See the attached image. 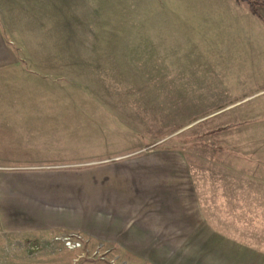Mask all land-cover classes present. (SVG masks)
Instances as JSON below:
<instances>
[{"label": "crops", "instance_id": "1", "mask_svg": "<svg viewBox=\"0 0 264 264\" xmlns=\"http://www.w3.org/2000/svg\"><path fill=\"white\" fill-rule=\"evenodd\" d=\"M148 7L145 0L100 9L98 0H0V151L14 156L0 157L1 233H76L82 246L136 264H167L186 246H215L221 232L202 209L191 165L179 148L146 140L132 101L24 102L15 94L21 60L41 56L9 44L111 43V58L146 56ZM189 12L192 27L214 31L264 25V0H190ZM242 41L224 34L221 43Z\"/></svg>", "mask_w": 264, "mask_h": 264}, {"label": "rangeland", "instance_id": "2", "mask_svg": "<svg viewBox=\"0 0 264 264\" xmlns=\"http://www.w3.org/2000/svg\"><path fill=\"white\" fill-rule=\"evenodd\" d=\"M145 2L152 35L146 56L111 58V43L9 44L41 56L21 60L16 97L132 101L146 140L182 151L202 209L221 232L215 246H186L166 263L264 264V39H257L264 25L192 27L190 0ZM112 5L126 6L128 0H98L99 9ZM224 34L243 41L221 43ZM0 157L14 156L1 150ZM58 235L63 234L27 238L0 232V264L135 263L98 246L67 249L53 240Z\"/></svg>", "mask_w": 264, "mask_h": 264}, {"label": "built area", "instance_id": "3", "mask_svg": "<svg viewBox=\"0 0 264 264\" xmlns=\"http://www.w3.org/2000/svg\"><path fill=\"white\" fill-rule=\"evenodd\" d=\"M53 240L61 242L67 249H75L82 246V238L76 233H67L53 237Z\"/></svg>", "mask_w": 264, "mask_h": 264}]
</instances>
